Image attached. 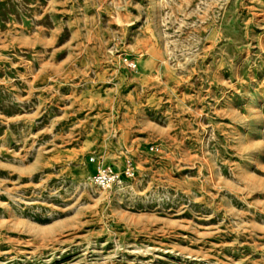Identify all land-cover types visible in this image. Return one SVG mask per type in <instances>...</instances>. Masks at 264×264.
<instances>
[{"label": "rangeland", "instance_id": "1", "mask_svg": "<svg viewBox=\"0 0 264 264\" xmlns=\"http://www.w3.org/2000/svg\"><path fill=\"white\" fill-rule=\"evenodd\" d=\"M0 264H264V0H0Z\"/></svg>", "mask_w": 264, "mask_h": 264}, {"label": "built area", "instance_id": "2", "mask_svg": "<svg viewBox=\"0 0 264 264\" xmlns=\"http://www.w3.org/2000/svg\"><path fill=\"white\" fill-rule=\"evenodd\" d=\"M132 165L126 163L122 172L118 173L111 167H100L93 175V184L100 188H110L113 185L119 184L123 177L127 178L132 175Z\"/></svg>", "mask_w": 264, "mask_h": 264}]
</instances>
